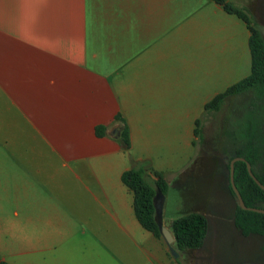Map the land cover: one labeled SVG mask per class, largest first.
<instances>
[{
	"label": "crops",
	"instance_id": "1",
	"mask_svg": "<svg viewBox=\"0 0 264 264\" xmlns=\"http://www.w3.org/2000/svg\"><path fill=\"white\" fill-rule=\"evenodd\" d=\"M250 36L211 0H0L1 258L178 264L122 177L147 160L166 179L197 148L206 104L251 73Z\"/></svg>",
	"mask_w": 264,
	"mask_h": 264
},
{
	"label": "rangeland",
	"instance_id": "2",
	"mask_svg": "<svg viewBox=\"0 0 264 264\" xmlns=\"http://www.w3.org/2000/svg\"><path fill=\"white\" fill-rule=\"evenodd\" d=\"M228 1L243 9L264 36V0ZM219 86L223 92L225 85ZM198 96H189V102L197 104L208 95ZM245 100L232 98L220 112L203 113V139H198L197 148H189L186 156L182 154L180 164L163 169L169 184L163 210L164 226L171 229L173 221L191 214H202L209 219L203 247L183 251L181 264H264V236H242L231 214L238 203L230 191L229 165L234 154L233 143L243 140L238 121L247 110ZM164 152L163 146L158 149L160 160H164Z\"/></svg>",
	"mask_w": 264,
	"mask_h": 264
},
{
	"label": "trees",
	"instance_id": "3",
	"mask_svg": "<svg viewBox=\"0 0 264 264\" xmlns=\"http://www.w3.org/2000/svg\"><path fill=\"white\" fill-rule=\"evenodd\" d=\"M211 1L246 24L251 33L249 46L252 60L250 75L224 93L214 97L206 104L205 112H220L232 98L246 99L247 110L243 113L241 121H238V124H241L243 140L239 143L238 137L234 135L238 141L233 143L234 154L230 161L235 158L245 159V162L235 163V184L247 207L264 209V190L250 177L247 169V163H249L254 176L264 186V36L243 9L228 0ZM115 122L124 125L119 142L122 148L129 152L131 139L126 121L121 115H117ZM201 123V120L197 121L195 130V136L199 140L203 139ZM106 131L107 127L100 125L96 128V135L103 138L107 135ZM152 177L155 179L152 180ZM122 180L135 195V214L140 224L157 238L163 240L155 221L153 199L157 191H162L165 196L167 195L168 181L162 173L154 171L151 162L147 160L135 162V165L123 174ZM230 191L236 197L231 185ZM234 225L244 237L264 236V214L243 210L238 205L235 211ZM208 231V218L202 214H191L173 221L171 232L175 239L173 247L179 253V258L176 260L178 264H181L180 256L183 251L203 247ZM0 264L9 263L0 256Z\"/></svg>",
	"mask_w": 264,
	"mask_h": 264
},
{
	"label": "water",
	"instance_id": "4",
	"mask_svg": "<svg viewBox=\"0 0 264 264\" xmlns=\"http://www.w3.org/2000/svg\"><path fill=\"white\" fill-rule=\"evenodd\" d=\"M110 136L114 139H119L121 136V126L117 125L114 127L112 133H110ZM238 161L245 162L244 158H235L230 162V185L232 187V190L236 196L237 203L239 207L246 211H251L255 213L264 214V209H258V208H249L245 205V202L235 184V163ZM247 169L249 172L250 177L259 185L260 188L264 190V186L257 180V178L254 176L252 172L251 165L247 163ZM166 196L162 191H157L156 195L153 199V206L155 209V221L158 225L159 231L163 237V240L169 247L171 255L177 260L179 258V253L176 251V249L173 247L175 243L174 236L172 232L164 226L163 224V210L165 206Z\"/></svg>",
	"mask_w": 264,
	"mask_h": 264
}]
</instances>
